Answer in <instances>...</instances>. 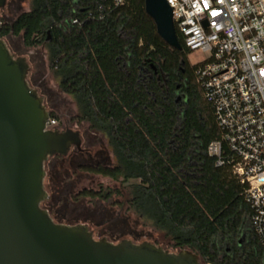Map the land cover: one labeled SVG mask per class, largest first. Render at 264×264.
I'll list each match as a JSON object with an SVG mask.
<instances>
[{
	"label": "trees",
	"instance_id": "trees-1",
	"mask_svg": "<svg viewBox=\"0 0 264 264\" xmlns=\"http://www.w3.org/2000/svg\"><path fill=\"white\" fill-rule=\"evenodd\" d=\"M177 34L181 50L159 36L145 0L111 7L105 0H31L30 10L5 22L0 35L44 46L79 121L106 139L112 156L84 149L90 160L81 169L121 177L130 208L175 248L212 264H264L245 185L208 153L220 130L197 81L198 65L189 62L190 50ZM51 118L58 120L53 111ZM66 177L49 176L54 195ZM111 196L110 190L83 189L63 197Z\"/></svg>",
	"mask_w": 264,
	"mask_h": 264
},
{
	"label": "water",
	"instance_id": "water-1",
	"mask_svg": "<svg viewBox=\"0 0 264 264\" xmlns=\"http://www.w3.org/2000/svg\"><path fill=\"white\" fill-rule=\"evenodd\" d=\"M7 0H0V10ZM157 33L182 49L167 0H145ZM0 21V34L2 30ZM30 65L0 35V264H212L187 248L96 238L87 223L56 222L42 203L46 162L83 150L78 130L47 129L51 111L28 81Z\"/></svg>",
	"mask_w": 264,
	"mask_h": 264
},
{
	"label": "built area",
	"instance_id": "built-area-1",
	"mask_svg": "<svg viewBox=\"0 0 264 264\" xmlns=\"http://www.w3.org/2000/svg\"><path fill=\"white\" fill-rule=\"evenodd\" d=\"M120 6L129 0H105ZM197 64V81L214 111L220 137L208 146L245 185L251 224L264 248V0H167ZM58 120L50 118L47 129Z\"/></svg>",
	"mask_w": 264,
	"mask_h": 264
},
{
	"label": "rangeland",
	"instance_id": "rangeland-1",
	"mask_svg": "<svg viewBox=\"0 0 264 264\" xmlns=\"http://www.w3.org/2000/svg\"><path fill=\"white\" fill-rule=\"evenodd\" d=\"M30 8L31 0H8L5 8L0 10V21L2 23L12 21ZM3 38L15 57H26L30 65L28 81L43 96L47 109L56 113L60 129L78 130L82 137L83 149H87L92 154L102 150L112 156L106 139L100 133L91 131L88 122L79 121L78 108L74 99L61 90L50 68L47 49L42 45L27 47L20 35ZM206 57V54L200 50L190 51L188 54L189 62L193 65L203 63ZM88 151L76 154L71 159H57L53 156L46 162L45 188L50 196L42 205L50 210L52 216L63 223H87L96 238L107 237L114 242L122 239H129L136 243L149 241L170 251L179 250L162 231L140 218L130 208L127 202L128 189L121 177L114 179L81 169L79 164L90 160ZM51 175L58 179L67 175L65 183H60L58 190L61 192L56 195L50 187L49 176ZM83 189L110 190L112 196L105 201L90 198L64 200V193L77 194Z\"/></svg>",
	"mask_w": 264,
	"mask_h": 264
},
{
	"label": "flooded vegetation",
	"instance_id": "flooded-vegetation-1",
	"mask_svg": "<svg viewBox=\"0 0 264 264\" xmlns=\"http://www.w3.org/2000/svg\"><path fill=\"white\" fill-rule=\"evenodd\" d=\"M8 1V0H7ZM2 24H4V23H2ZM56 129H58V130H61L60 129V127L58 126ZM67 129V128H66ZM61 131H63V130H61ZM84 150V149H83ZM83 150H78L77 148H75V147H73L71 150H70V152H69V154L68 155H70V154H72V153H75V154H77L78 152H82ZM58 156V155H57ZM51 187V186H50ZM51 189H53V188H51ZM49 193V192H48ZM49 196H50V194H49ZM43 208H45L44 206H43ZM46 209V208H45ZM48 211H49V213H50V210L49 209H47ZM50 215L52 216V214L50 213ZM52 218H53V216H52Z\"/></svg>",
	"mask_w": 264,
	"mask_h": 264
}]
</instances>
